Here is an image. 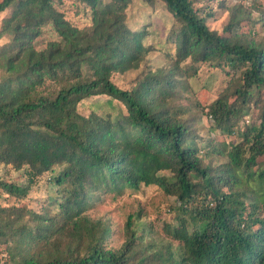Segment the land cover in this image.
I'll use <instances>...</instances> for the list:
<instances>
[{
    "label": "trees",
    "instance_id": "1",
    "mask_svg": "<svg viewBox=\"0 0 264 264\" xmlns=\"http://www.w3.org/2000/svg\"><path fill=\"white\" fill-rule=\"evenodd\" d=\"M65 1L88 11L90 24L66 20ZM131 1L0 0V15L8 12L0 27V164L53 173L57 200L54 213L0 207V246L8 256L0 264H264V42L238 33L254 29L259 17L233 5L217 32L193 0H143L162 2L172 16V65L121 89L112 76L137 70L150 51L144 33L126 24ZM47 26L58 37L37 48ZM201 65L226 77L207 106L212 131L238 134L239 142L203 140L171 104L175 73L190 78ZM97 96L117 101L122 112H78L81 101ZM250 105L257 120L238 129ZM213 155L223 162L213 163ZM152 185L177 205L160 245L138 241L131 217L118 249L103 247L102 238L59 244L68 226L80 227L95 194ZM0 190L21 200L30 186L0 180Z\"/></svg>",
    "mask_w": 264,
    "mask_h": 264
},
{
    "label": "rangeland",
    "instance_id": "2",
    "mask_svg": "<svg viewBox=\"0 0 264 264\" xmlns=\"http://www.w3.org/2000/svg\"><path fill=\"white\" fill-rule=\"evenodd\" d=\"M193 3L195 8L200 10L201 15H206L208 27L217 32H221L227 24L229 10L233 5L241 4L250 8L252 19L259 17V21L253 25L254 29L249 30V27L244 26L238 30V33L245 36L247 40L264 42V0H193ZM70 4L65 1L64 7H61L64 18L77 28L88 26L90 24L88 11L86 13L75 9ZM125 13L128 28L132 31L143 32L142 43L150 48L137 70L112 76L113 83L119 88L130 89L135 81L145 73L158 70L166 73L171 68L172 57L170 56L173 54V46L168 43V37L173 26V19L160 1L148 5L143 0H132ZM7 15L8 12L0 15V27L2 19ZM57 37L50 27H44L36 46L42 49L48 41L56 40ZM4 42L5 39L1 37L0 45ZM180 66L183 71L188 70L189 61L183 62ZM174 78L178 79L179 84L176 86L171 104L183 112V118L189 121L190 127L197 136L202 137L203 140L213 139L216 144L241 140L238 134L227 137L213 132V121L207 115V106L212 102L214 95L226 84V77L222 72L218 69H211L207 65H201L198 74L190 78L183 75L180 77L179 73H175ZM77 108L82 115L94 112L97 114L111 113L115 116L122 112V106L106 96L83 100ZM245 109L248 115L239 122L238 129H243L245 125L253 124L257 120L254 105ZM205 142L203 141V146ZM210 159L215 164L223 162V158L217 155L211 156ZM52 174L45 173L36 176L28 168L16 170L11 165L0 164V180L30 186L27 195L21 200L10 197L0 190V207L15 206L35 211L44 207L47 213H54L57 200L55 201L54 188L49 183V177ZM176 207L175 198L156 185L141 186L136 190L125 188L120 192L97 193L91 197L87 207L81 211L80 227L72 232V227L68 226L59 244L66 242L74 245L78 239L81 246H86L91 238H102L103 247L118 249L127 239L126 223L131 217L132 229L138 241L144 244L160 245L161 240L165 239L163 225L176 223L178 216ZM41 247L42 244H38L35 251H39ZM10 252L14 255V248H11ZM6 253L4 247L0 246V261L7 259Z\"/></svg>",
    "mask_w": 264,
    "mask_h": 264
}]
</instances>
